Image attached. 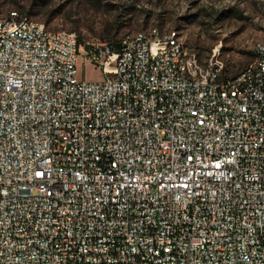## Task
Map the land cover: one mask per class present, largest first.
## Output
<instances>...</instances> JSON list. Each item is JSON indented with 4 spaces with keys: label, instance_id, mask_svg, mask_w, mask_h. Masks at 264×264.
Segmentation results:
<instances>
[{
    "label": "built area",
    "instance_id": "obj_1",
    "mask_svg": "<svg viewBox=\"0 0 264 264\" xmlns=\"http://www.w3.org/2000/svg\"><path fill=\"white\" fill-rule=\"evenodd\" d=\"M0 33V264H264V69Z\"/></svg>",
    "mask_w": 264,
    "mask_h": 264
},
{
    "label": "rangeland",
    "instance_id": "obj_2",
    "mask_svg": "<svg viewBox=\"0 0 264 264\" xmlns=\"http://www.w3.org/2000/svg\"><path fill=\"white\" fill-rule=\"evenodd\" d=\"M13 10L51 30L75 32L80 44L153 26L176 29L201 62L222 60L227 76L253 62L254 46L264 39V0H0V17ZM82 62L79 79L101 78L99 68Z\"/></svg>",
    "mask_w": 264,
    "mask_h": 264
},
{
    "label": "bare ground",
    "instance_id": "obj_3",
    "mask_svg": "<svg viewBox=\"0 0 264 264\" xmlns=\"http://www.w3.org/2000/svg\"><path fill=\"white\" fill-rule=\"evenodd\" d=\"M14 14H19L17 11H11L8 15L0 17L1 22L14 21ZM21 23L23 27L28 29H46V35L57 36H72L78 40L75 32L66 30H51L43 22L32 19L27 15H21ZM153 37L173 38L175 44V56L180 62L193 61L190 65L182 66L183 75H193V70H198V66L210 65L212 63L217 65H224L223 61L217 58L215 55L211 56L206 62H201L198 54L189 50L186 42L182 39L181 34L176 29H170L167 31H161L157 26H153L147 29H141L133 32H129L120 37L121 42L139 41L141 39H151ZM0 42H4V34L0 33ZM32 45H40V38H32ZM48 45H56V38H48ZM256 58L253 62V69L255 72H263L264 69V39L258 41L255 46ZM157 51H166V43L157 44ZM89 65L96 67V58H89ZM225 69V66H224ZM254 83V73L241 72L237 77V82L229 85V92H239L243 89V84Z\"/></svg>",
    "mask_w": 264,
    "mask_h": 264
},
{
    "label": "trees",
    "instance_id": "obj_4",
    "mask_svg": "<svg viewBox=\"0 0 264 264\" xmlns=\"http://www.w3.org/2000/svg\"><path fill=\"white\" fill-rule=\"evenodd\" d=\"M110 42L113 45L114 49H119V40H113V41H110ZM78 43H80L79 39H78ZM254 55H255V52H254Z\"/></svg>",
    "mask_w": 264,
    "mask_h": 264
}]
</instances>
